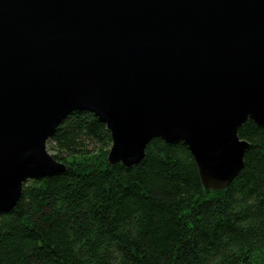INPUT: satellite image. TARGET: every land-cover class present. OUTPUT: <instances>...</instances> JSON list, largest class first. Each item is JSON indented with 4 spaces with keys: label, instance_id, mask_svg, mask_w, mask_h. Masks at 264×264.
Wrapping results in <instances>:
<instances>
[{
    "label": "water",
    "instance_id": "water-1",
    "mask_svg": "<svg viewBox=\"0 0 264 264\" xmlns=\"http://www.w3.org/2000/svg\"><path fill=\"white\" fill-rule=\"evenodd\" d=\"M74 110L106 123L110 163L182 142L225 190L239 128L264 127V0H0V215L66 169L47 141Z\"/></svg>",
    "mask_w": 264,
    "mask_h": 264
},
{
    "label": "trees",
    "instance_id": "trees-1",
    "mask_svg": "<svg viewBox=\"0 0 264 264\" xmlns=\"http://www.w3.org/2000/svg\"><path fill=\"white\" fill-rule=\"evenodd\" d=\"M238 134L243 168L206 191L184 143L154 138L140 162L110 163L106 123L72 111L47 141L66 169L26 181L0 215V264H264V127Z\"/></svg>",
    "mask_w": 264,
    "mask_h": 264
},
{
    "label": "rangeland",
    "instance_id": "rangeland-1",
    "mask_svg": "<svg viewBox=\"0 0 264 264\" xmlns=\"http://www.w3.org/2000/svg\"><path fill=\"white\" fill-rule=\"evenodd\" d=\"M112 146V145H111ZM111 148V147H110ZM49 150V149H48ZM50 153H52L51 151H49Z\"/></svg>",
    "mask_w": 264,
    "mask_h": 264
}]
</instances>
